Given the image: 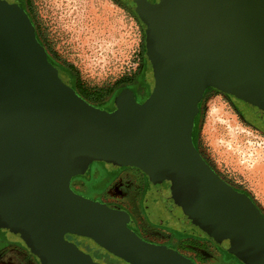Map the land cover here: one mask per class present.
I'll return each instance as SVG.
<instances>
[{"label": "water", "instance_id": "obj_1", "mask_svg": "<svg viewBox=\"0 0 264 264\" xmlns=\"http://www.w3.org/2000/svg\"><path fill=\"white\" fill-rule=\"evenodd\" d=\"M147 33L155 87L109 113L67 85L18 4L0 9V229L41 264H100L66 239L92 240L126 264H194L146 243L131 215L79 196L93 162L141 170L165 210L243 264H264V215L224 182L193 141L209 88L264 120V0H123Z\"/></svg>", "mask_w": 264, "mask_h": 264}, {"label": "rangeland", "instance_id": "obj_2", "mask_svg": "<svg viewBox=\"0 0 264 264\" xmlns=\"http://www.w3.org/2000/svg\"><path fill=\"white\" fill-rule=\"evenodd\" d=\"M29 7L31 21L34 8H39L45 33L64 63L76 68L79 81L88 89L104 92L105 98L98 106L105 107L112 102L116 92L110 93L116 89L115 83L120 78L132 76L138 80L145 73L148 67L147 33L128 3L30 0ZM151 80L154 84V78ZM198 115L195 127L197 150L216 172L246 192L264 215V133L238 112L229 95L215 88L200 104ZM108 169L104 163L93 162L86 175L73 178L72 191L82 197H98L126 208L151 245L177 242L181 252L199 264H240L236 258L204 239L179 243L182 238L168 223L167 216L156 209H150L149 215L145 213L143 201L148 177L135 169L126 168L114 173ZM79 182L85 189L76 186ZM130 195L135 199L132 206L127 203ZM91 252L103 264H124L99 247ZM213 254H216L214 262L210 263Z\"/></svg>", "mask_w": 264, "mask_h": 264}, {"label": "flooded vegetation", "instance_id": "obj_3", "mask_svg": "<svg viewBox=\"0 0 264 264\" xmlns=\"http://www.w3.org/2000/svg\"><path fill=\"white\" fill-rule=\"evenodd\" d=\"M115 1L120 2L119 0H115ZM149 1L151 3H157L159 0H149ZM15 3L18 4L19 7L24 11H25V7L30 8L29 7L30 6V0H0V9H5V10H7V12H9L8 6L11 4H15ZM28 11H30V9ZM40 14H41V12H40L39 8H37V9L34 8V16H33L34 22H32V23L35 27L37 39L40 42V44L43 46V48L45 49L49 62L56 69H58L59 76L62 79V81L65 82L70 87H72L76 91V93L81 98H83L85 101H87L90 105H92L93 107H95L97 109L106 110L109 113H114L117 111V109L119 107L131 104V103L145 104L150 99L151 94L154 90L155 83L152 84L151 78H154L153 73L147 67V69H146L147 77H145L144 80H141V78H140L139 80H137L136 84H134V85L130 83V84L122 86L121 89H119L117 91L112 102L110 101L107 106L101 107V106H98L99 103L92 102L90 100V99H92V96H90V94H89L90 92L85 91L83 89V87H79L76 72L74 70H72L71 65L64 63L63 58L60 56L57 49L55 48V44H52V41L49 40L50 37L47 36V34L45 33L44 24L42 23V19L40 17ZM47 43H49V45H47ZM150 73L152 74L151 77H150ZM213 89L214 88H210L209 90H207L205 92L203 100L205 99L207 94L210 91H212ZM230 98H231V101L234 104L235 108L238 110V112L242 116H244L245 119L248 122H250V124L254 125L258 130H260L262 133H264V120L258 116L256 111L251 109L246 103H244L242 101H238V100L234 99L233 97H230ZM196 123H197V121H196ZM195 127H196V125H195ZM193 136L195 138V131H194ZM194 138H193V141H194L195 147L197 148V144H196ZM105 166L107 167V169L109 168L111 170L110 172H113V173L120 171V170L123 171L127 168V167H125V168H121L119 170H114L106 164H105ZM129 169H135L136 171L142 173L145 176V178H147V176L141 170L136 169V168H129ZM216 173L219 175V177L224 182H226L228 185L232 186L235 190H237L238 192L247 194L242 189H240L237 186H234L231 182H229L225 178H223L218 172H216ZM76 186L79 188L85 189L84 184H82L81 182L77 183ZM84 197L88 198L90 200L102 203V204L109 205L110 207H114L117 209H122V210L127 211L131 215V218H132V221H131V224L129 227L134 232H136L140 237H142L146 243L149 244V242L146 240V238L140 233V231L136 227L134 216L126 208L119 206V205H116V204L104 202L102 199H100L98 197H91V196H84ZM155 198H157V200ZM134 200H135L134 196L130 195L127 198V203H129L132 206V205H134ZM158 201L161 202L159 195H158L157 191L154 190V188L150 184V181H148L147 182V188L145 190L144 201H143V207H144L145 213L147 215L150 214V209L160 210V205H159ZM173 227L176 229L175 232H177V234L181 236L180 238H182V239L178 240L179 243L182 241H187V240L188 241H197V240L200 241V240L204 239V240L210 242L211 244H213L215 247L219 248L223 253L230 255L229 253H227L226 251L221 249L218 245L211 242L203 233H201L200 231H198L192 227H184V226L180 225L179 223H173ZM66 239L69 242L75 243L85 253L90 254L92 256V258L94 259V261H96L100 264H103L101 261H99V258H96L94 256V253L91 252L98 247L92 240L82 238V237H78V236H74V235H67ZM154 246L171 248L174 251H177L178 253L183 255L185 258L189 259L194 264H199L193 258L188 257L187 255L183 254L180 250V245L177 242H174L171 244H163V245L156 244ZM8 250L24 251L27 254H29V256H31V258L34 260V264H41L39 258L34 256L33 254H31V252L28 250L25 243L20 238L15 237L12 233H10L6 230L0 229V256H2ZM102 250L105 251L104 249H102ZM215 256H216V254H213L212 259H210V261H209L210 263L214 262L213 258ZM230 256H232V255H230ZM232 257L235 258L234 256H232ZM121 261H123V260H121ZM123 263L126 264L124 261H123ZM240 264H242V263L240 262Z\"/></svg>", "mask_w": 264, "mask_h": 264}, {"label": "trees", "instance_id": "obj_4", "mask_svg": "<svg viewBox=\"0 0 264 264\" xmlns=\"http://www.w3.org/2000/svg\"><path fill=\"white\" fill-rule=\"evenodd\" d=\"M120 2H122L123 0H119ZM125 2V1H124ZM127 3V2H126ZM129 4V3H128ZM29 9H27L26 7H25V11L27 12V14L29 15V16H32V13H31V11H28ZM136 15V14H135ZM33 22V21H32ZM47 45H49V43H47ZM49 48V47H48ZM71 67H72V70H74L75 72H76V68L74 67V66H72L71 65ZM148 68H149V66H148ZM150 69V68H149ZM153 73V72H152ZM145 77H147V72H146V70H145V73H143V75L141 76V80H144L145 79ZM77 80H78V84H79V87H83V89L85 90V91H87V92H90L89 94H90V96H92V99H90L92 102H94V103H101L103 100H104V92H101L100 90H91V89H88L87 87H85L84 85H83V83H81L80 81H79V78L77 77ZM139 80V79H138ZM136 82H137V77H132V76H123L122 78H120V80H118L116 83H115V85H116V89L113 91V92H111L110 94H112V93H114V92H116L117 93V91L119 90V89H121V87L122 86H124V85H127V84H136ZM210 89V88H209ZM209 89H207V90H209ZM231 97V96H230ZM197 118H198V116H197ZM197 118H196V121H197ZM196 121H195V123H196ZM196 125V124H195ZM194 131H195V128H194ZM193 135H194V132H193ZM193 138H194V136H193ZM195 139V138H194ZM102 163V162H101ZM159 202V205H160V212L161 213H163L165 216H167L166 217V220H169V224L171 225V226H173V223H179V221L176 219V218H174V217H172L166 210H164V206H163V204L160 202V201H158ZM180 224V223H179ZM181 225V224H180ZM183 226V225H182ZM185 227V226H184ZM195 229V228H194ZM231 255V254H230ZM233 256V255H232ZM236 258V257H235ZM237 259V258H236ZM242 263V262H241ZM243 264V263H242Z\"/></svg>", "mask_w": 264, "mask_h": 264}, {"label": "crops", "instance_id": "obj_5", "mask_svg": "<svg viewBox=\"0 0 264 264\" xmlns=\"http://www.w3.org/2000/svg\"><path fill=\"white\" fill-rule=\"evenodd\" d=\"M20 252L24 251L8 250L2 256H0V264H34V260H32L31 256L29 258V256H26V254H20ZM22 255L24 257L20 258Z\"/></svg>", "mask_w": 264, "mask_h": 264}]
</instances>
